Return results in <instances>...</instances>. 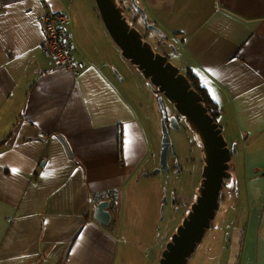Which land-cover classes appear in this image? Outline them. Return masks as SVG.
Listing matches in <instances>:
<instances>
[{
	"label": "crops",
	"instance_id": "crops-1",
	"mask_svg": "<svg viewBox=\"0 0 264 264\" xmlns=\"http://www.w3.org/2000/svg\"><path fill=\"white\" fill-rule=\"evenodd\" d=\"M84 2L0 0V264H121L130 254L118 203L152 163L143 114L151 96L160 107L147 83L114 71L121 51L95 1ZM138 3L174 37L175 65L199 79L237 147L240 181L220 197L196 264H264V0ZM48 11L69 16L78 74L41 49ZM104 200L109 226L94 214Z\"/></svg>",
	"mask_w": 264,
	"mask_h": 264
},
{
	"label": "water",
	"instance_id": "water-1",
	"mask_svg": "<svg viewBox=\"0 0 264 264\" xmlns=\"http://www.w3.org/2000/svg\"><path fill=\"white\" fill-rule=\"evenodd\" d=\"M95 2L104 26L120 49L122 57L137 68L148 88L158 97L162 113V139L159 167L154 175L168 172L171 169L170 157L177 156L176 149L172 145L171 128L181 129L178 118L184 120L191 129L201 150L202 180L196 189L193 204L166 245L160 259V264H188L208 229L210 230L211 222L220 208V197L225 180L234 176L230 169L231 161L237 155V147L235 144L229 147L222 128L210 115L201 94L193 88L188 74L171 61V55L160 53L158 47H154L146 39L145 35L134 26L133 21L126 16V11L122 9L120 2L118 0H95ZM131 3L142 17L147 30L158 36L162 34L161 29L150 22L148 14L138 1L131 0ZM164 38V34L159 36V43L162 45L168 43L167 39L163 40ZM164 100L174 109V115L169 119L170 126ZM175 168L179 174L178 160ZM165 204L167 198L164 199L163 205ZM109 209L110 202L106 200L99 202L94 209L95 219L104 226H109L112 221Z\"/></svg>",
	"mask_w": 264,
	"mask_h": 264
},
{
	"label": "rangeland",
	"instance_id": "rangeland-1",
	"mask_svg": "<svg viewBox=\"0 0 264 264\" xmlns=\"http://www.w3.org/2000/svg\"><path fill=\"white\" fill-rule=\"evenodd\" d=\"M93 1L95 0H91V3H94ZM118 1L122 9L126 11V16L133 21L134 26L145 35L146 39L154 47H158L160 53L171 55V61L174 64H181L178 56L175 55L177 44L174 37L168 33H166L167 35L165 33L159 34V36L164 34L166 39H168V35L170 37L168 46L161 47L162 44L159 43V36L147 30L142 17L133 9L131 0ZM82 4L83 9L88 7V3H85L84 0H82ZM113 66L114 71L122 79L124 73H126L127 75L135 77L133 78L135 81L138 80L135 82L136 86L138 85L142 89L140 81L146 85V81L141 73L129 61L125 60L122 55H119V58L113 63ZM182 71H184V68ZM126 96V98H129V94L126 93ZM135 103L139 105L138 102ZM164 103L169 114L167 120H169L174 115V109L170 104H167L166 100H164ZM146 108L147 113L146 115L143 114V117L144 122H146L144 124L148 123L147 131L150 142L155 136V147L153 146L152 150L153 160H148L152 163L146 171H140L137 176L140 181L136 186H134V179L130 181L125 200H119L118 198V196L124 194V190L122 193H116L114 195L119 200L118 209H121L122 212L120 213V217H122L125 207L128 210L126 217L127 223L124 226L122 236L125 238L126 247L129 249L130 254L122 256L121 264H160L162 253L171 237L185 219L186 211L193 204L196 189L202 180L201 152L198 151L197 144L195 145L194 135L184 120H181V130L171 128L172 145L176 149L180 173L178 174L176 170L171 168L172 170L168 172H161L158 175H154L155 170L158 168L156 166H159V150L157 148L158 145L161 148L159 142L161 143L162 134L161 136L159 135L162 127V113L161 110L156 111V103L152 96ZM223 135L228 141L230 140L229 133L225 129L223 130ZM233 145L234 143L231 142L229 147L231 148ZM234 158L231 161L230 169L231 174L234 176L232 175L233 177L231 179L225 180V189L222 191V194L230 187L234 188V185L240 181V178L235 176V169L233 167ZM170 167H173V164L170 163ZM165 198H167V204L163 205ZM221 205H223L222 199H220V208ZM220 208L217 210L215 219L211 222L212 226L210 230L208 229L202 242L189 259L188 264L197 263L199 254L206 247L210 239L207 236L208 233L210 234L211 231L216 230L217 226H219V215L222 212Z\"/></svg>",
	"mask_w": 264,
	"mask_h": 264
},
{
	"label": "built area",
	"instance_id": "built-area-1",
	"mask_svg": "<svg viewBox=\"0 0 264 264\" xmlns=\"http://www.w3.org/2000/svg\"><path fill=\"white\" fill-rule=\"evenodd\" d=\"M69 21V16L61 12L48 11L42 15L39 21L44 36L41 49L56 68L78 74L79 67L73 57L75 44L67 29Z\"/></svg>",
	"mask_w": 264,
	"mask_h": 264
},
{
	"label": "trees",
	"instance_id": "trees-1",
	"mask_svg": "<svg viewBox=\"0 0 264 264\" xmlns=\"http://www.w3.org/2000/svg\"><path fill=\"white\" fill-rule=\"evenodd\" d=\"M133 9H134V8H133ZM139 16H140V15H139ZM140 17H141V16H140ZM149 19H150V18H149ZM163 40H166V38H164ZM186 73L188 74V77H189V79H190V82L192 83L193 88L201 94V96H202V98H203V103L205 104L206 108L208 109L210 115H212V116L215 118L216 122H217V115H218V114H217V113H218V106H217V104L214 103V102L210 99V97H209V95L206 93V91H204L205 89H203V87L201 86V83H200L199 79H197V78H196L193 74H191L190 72H189V73L186 72ZM195 142H196V141H195ZM195 142H194V143H195ZM196 144H197V143H195V145H196ZM196 147H197L198 151L201 152L199 146L196 145ZM200 158H201V163H202V166H203L202 157H200ZM177 160H178L177 157H175L174 159H172V157H171L170 160H169L170 163L173 164V167H171L173 170H176V168H175V163H176ZM172 169H170V170H172Z\"/></svg>",
	"mask_w": 264,
	"mask_h": 264
},
{
	"label": "flooded vegetation",
	"instance_id": "flooded-vegetation-1",
	"mask_svg": "<svg viewBox=\"0 0 264 264\" xmlns=\"http://www.w3.org/2000/svg\"><path fill=\"white\" fill-rule=\"evenodd\" d=\"M167 46H168V43L166 44ZM166 45H161V47H163V46H166ZM178 118V117H177ZM179 119V121H180V123H181V120L182 119H180V118H178ZM182 124V123H181ZM168 125L170 126V122H169V120H168ZM182 128V127H181ZM181 130V129H180ZM225 189V185H224V188H223V190Z\"/></svg>",
	"mask_w": 264,
	"mask_h": 264
},
{
	"label": "bare ground",
	"instance_id": "bare-ground-1",
	"mask_svg": "<svg viewBox=\"0 0 264 264\" xmlns=\"http://www.w3.org/2000/svg\"><path fill=\"white\" fill-rule=\"evenodd\" d=\"M198 137V136H197ZM198 139H199V137H198Z\"/></svg>",
	"mask_w": 264,
	"mask_h": 264
},
{
	"label": "snow or ice",
	"instance_id": "snow-or-ice-1",
	"mask_svg": "<svg viewBox=\"0 0 264 264\" xmlns=\"http://www.w3.org/2000/svg\"><path fill=\"white\" fill-rule=\"evenodd\" d=\"M15 171V170H14Z\"/></svg>",
	"mask_w": 264,
	"mask_h": 264
}]
</instances>
